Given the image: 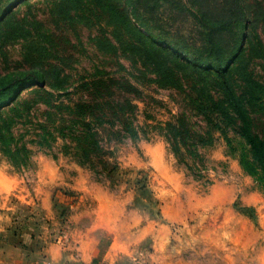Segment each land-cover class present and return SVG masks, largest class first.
<instances>
[{"label":"rangeland","instance_id":"obj_1","mask_svg":"<svg viewBox=\"0 0 264 264\" xmlns=\"http://www.w3.org/2000/svg\"><path fill=\"white\" fill-rule=\"evenodd\" d=\"M215 1L220 12H173L170 0L144 11L138 0H0L7 261L264 264V170L254 160L259 174L245 169L250 146L230 103V88L248 104L264 99V0L236 3L248 48L232 2ZM194 14L226 19L217 49ZM255 124L264 140V115Z\"/></svg>","mask_w":264,"mask_h":264},{"label":"trees","instance_id":"obj_2","mask_svg":"<svg viewBox=\"0 0 264 264\" xmlns=\"http://www.w3.org/2000/svg\"><path fill=\"white\" fill-rule=\"evenodd\" d=\"M138 1L139 3H142L141 9H143L144 11L149 6H152V8L157 6L160 0H138ZM170 1L172 3L171 10L173 12H218V11L220 12L221 10L220 5H218L215 0H210V2L209 0H170ZM201 1H205L207 4H201L202 3ZM230 2H232L231 8L235 11L234 15L237 17V20L235 21L237 23L236 30L237 32L240 33L236 37V39L238 41H241V40L243 42L246 41L247 48H248V46L252 45V38L250 36V31L247 30L248 28L247 25L243 22V18H242L243 12L242 11L244 10V6L242 4H236L237 2H239V0H230ZM233 2L235 3L234 7H233ZM11 10H9L8 12H10ZM225 10H227V7H225ZM194 15H195L193 17L194 20L196 21L198 26H200L201 29L203 30V40L202 41L205 44H210L211 47L217 49L219 45L218 44L219 38L217 37L218 29L224 26L221 23L222 22L225 23L226 19L225 20L219 19V17L216 14L214 16H205L203 14H194ZM139 21L141 22V24L146 25L145 22H142L140 18H139ZM180 37L182 38L183 36H180ZM216 57L219 58V56H216ZM217 63L221 66L222 72L220 73V75L221 77L224 78L229 67L227 69H224L223 62L221 60H217ZM261 81H262V78L260 80L255 79L253 84L261 87L263 86ZM65 83H66L65 85H68V86L72 85L71 82L65 81ZM39 84L41 86L40 87L41 90L45 91L48 89V85H50V82L44 76L42 80H40ZM84 84L89 85L88 82H84ZM256 89L258 88L256 86H253L254 94L258 95V92H255ZM259 99L264 101L263 98H259ZM259 99L256 98V102L248 104L245 100L244 94L242 93L240 94L236 92L233 88H230V103L235 113L238 115V117L240 118L242 122V125H241L242 131H243L242 135L247 141L248 145L250 146V153L252 157V160L248 158H244L243 164L247 171L255 175H258L259 172H257V169H255V167L253 168L252 166L253 160L260 165L261 169L264 170V140L254 130V126L256 125L255 121L258 119V115L259 114L264 115V102H262L263 108L261 111L259 110V104H258L259 101H257ZM16 106L13 107V109H15ZM81 115L83 118H85L84 125L86 124L88 125L87 116L84 113ZM172 129H173V140L176 143V145H180L178 127L172 126ZM79 132L85 135V137H88V135H90V134H87L86 131L81 130ZM24 149L28 150L27 146H24ZM9 151H12V150H5L6 153H10Z\"/></svg>","mask_w":264,"mask_h":264},{"label":"crops","instance_id":"obj_3","mask_svg":"<svg viewBox=\"0 0 264 264\" xmlns=\"http://www.w3.org/2000/svg\"><path fill=\"white\" fill-rule=\"evenodd\" d=\"M55 247V246H54ZM0 256H2V257H0V264H21V259L19 260V258H17L16 260H12V258L10 257V261L11 262H9V261H7L6 260V257L4 256V255H2L1 253H0ZM18 260V261H17Z\"/></svg>","mask_w":264,"mask_h":264}]
</instances>
